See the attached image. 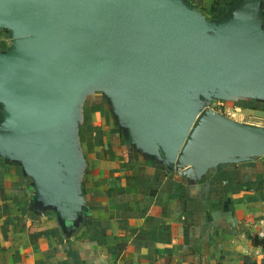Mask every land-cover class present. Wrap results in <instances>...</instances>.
<instances>
[{
	"label": "crops",
	"instance_id": "obj_1",
	"mask_svg": "<svg viewBox=\"0 0 264 264\" xmlns=\"http://www.w3.org/2000/svg\"><path fill=\"white\" fill-rule=\"evenodd\" d=\"M154 83L96 54L54 95L15 72L34 10L0 6V264H264V156L180 164L206 108L264 127V0H175Z\"/></svg>",
	"mask_w": 264,
	"mask_h": 264
},
{
	"label": "water",
	"instance_id": "obj_2",
	"mask_svg": "<svg viewBox=\"0 0 264 264\" xmlns=\"http://www.w3.org/2000/svg\"><path fill=\"white\" fill-rule=\"evenodd\" d=\"M175 1V0H173ZM24 2L35 12L26 50L15 72L35 94L54 95L65 75L96 54L123 65L136 79L154 83L186 48L167 19L172 0H0ZM264 156V127L242 123L212 108L194 121L179 157L201 175L218 165Z\"/></svg>",
	"mask_w": 264,
	"mask_h": 264
}]
</instances>
